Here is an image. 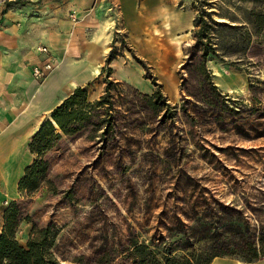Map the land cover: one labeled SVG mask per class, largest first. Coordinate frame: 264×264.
Instances as JSON below:
<instances>
[{
    "label": "rangeland",
    "instance_id": "1",
    "mask_svg": "<svg viewBox=\"0 0 264 264\" xmlns=\"http://www.w3.org/2000/svg\"><path fill=\"white\" fill-rule=\"evenodd\" d=\"M255 1L229 0L221 12L243 24L232 5L249 9ZM166 3L190 8L194 19L193 0ZM192 30L176 68L174 100L162 91L161 98L144 97L108 80L104 68L97 100L108 103L92 108L86 128L47 157L57 194L41 184L30 198L42 204L34 217L58 229L50 251L60 264H137L133 244L159 264L203 249L237 255L264 229V44L252 48L253 59L211 56L207 79L198 70ZM116 43L120 55L128 54L123 29ZM215 66L239 77L238 94L216 84ZM30 228L20 226V244ZM146 264L154 262L149 257Z\"/></svg>",
    "mask_w": 264,
    "mask_h": 264
},
{
    "label": "crops",
    "instance_id": "2",
    "mask_svg": "<svg viewBox=\"0 0 264 264\" xmlns=\"http://www.w3.org/2000/svg\"><path fill=\"white\" fill-rule=\"evenodd\" d=\"M182 9L166 0H8L0 7V233L3 201H17L18 182L34 160L28 148L32 137L75 89H84L93 103L106 86L105 68L108 80L125 82L150 98L155 87L134 55L160 91L176 98V68L194 20L190 8ZM120 29L130 50L125 56L116 45ZM38 46L54 58V70L41 83L31 76L32 67L46 59ZM112 47L117 54L107 61ZM262 262L223 257L210 264Z\"/></svg>",
    "mask_w": 264,
    "mask_h": 264
},
{
    "label": "trees",
    "instance_id": "3",
    "mask_svg": "<svg viewBox=\"0 0 264 264\" xmlns=\"http://www.w3.org/2000/svg\"><path fill=\"white\" fill-rule=\"evenodd\" d=\"M195 17L193 20L192 49L199 53L198 70L208 79L206 63L212 56L220 61L245 60L255 58L253 47L264 44V0H256L254 5L243 8L241 5H232L241 11L240 21L236 23L234 14L221 12L222 5L229 0H193ZM218 6V10H213ZM216 16L219 20L214 18ZM112 47L107 61L114 55ZM134 60L145 69L144 78L149 79L155 87L149 99L161 98L160 86L153 76L148 73L144 63L134 57ZM236 62L231 61L234 65ZM211 90L216 93L215 86L208 81ZM224 97V96H222ZM105 99L93 103L87 102L86 91L77 88L58 107L52 110L50 117L55 123L45 121L32 137L29 143V152L34 156L32 164L24 171V176L18 182V193L23 201L11 202L3 210V227L0 233V264H60L51 253L58 229L52 222L40 223L34 215L42 208V204L33 201L41 184L47 186L51 195L57 194L51 187L54 177L49 168L47 157L61 150L64 138L71 139L74 134L86 128L89 120V111L92 108H101L107 104ZM206 103H208L206 101ZM211 104V103H208ZM213 104V103H212ZM96 127V125H95ZM60 178V177H56ZM30 224L31 228L25 244L17 240V233L22 224ZM243 246V245H242ZM240 248L241 246L236 245ZM133 256L137 264H146V259L151 258L154 264H159L155 254L148 251L144 245H132ZM235 258L243 263H254L264 258V229H260L256 240L249 238L245 250L239 254L217 252L203 249L190 253L186 258L162 257L164 264H210L214 258Z\"/></svg>",
    "mask_w": 264,
    "mask_h": 264
},
{
    "label": "bare ground",
    "instance_id": "4",
    "mask_svg": "<svg viewBox=\"0 0 264 264\" xmlns=\"http://www.w3.org/2000/svg\"><path fill=\"white\" fill-rule=\"evenodd\" d=\"M182 25L183 26L181 27V29L185 30L187 26L185 24ZM93 73L97 74L98 69L94 68ZM213 74L216 77V84L220 86V88H223L226 91V93L238 94L242 90V82L240 81L239 77L236 74H233L232 72H230L227 75L222 74L216 66L213 68ZM160 75L167 81L168 78L165 77V74L163 72H161ZM48 121H50L52 124L55 125V123L53 122L50 116L48 117ZM262 263L264 264V262Z\"/></svg>",
    "mask_w": 264,
    "mask_h": 264
},
{
    "label": "built area",
    "instance_id": "5",
    "mask_svg": "<svg viewBox=\"0 0 264 264\" xmlns=\"http://www.w3.org/2000/svg\"><path fill=\"white\" fill-rule=\"evenodd\" d=\"M8 0H0V7H2ZM36 50L39 54L46 56L42 61V65L33 66L31 69V76L37 82H43L47 76L54 70V58L51 56L50 51L45 46H38ZM3 205L7 206V201H3Z\"/></svg>",
    "mask_w": 264,
    "mask_h": 264
}]
</instances>
